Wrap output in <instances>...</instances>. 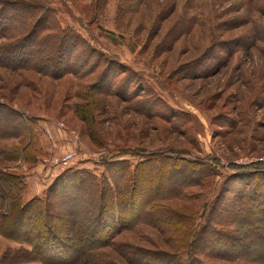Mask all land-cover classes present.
Listing matches in <instances>:
<instances>
[{
	"label": "rangeland",
	"instance_id": "374dc122",
	"mask_svg": "<svg viewBox=\"0 0 264 264\" xmlns=\"http://www.w3.org/2000/svg\"><path fill=\"white\" fill-rule=\"evenodd\" d=\"M19 3L53 10L32 15ZM0 12L10 24L0 39V105L31 131L0 138V177L23 178L25 203L73 168L104 178L113 197L126 202L127 224L114 249L96 252L87 264H134L140 247L163 254L146 255L156 264H228L211 257L230 246L204 236L206 220L242 238L234 248L242 258L231 264L264 263V222L255 225L249 211L264 206V0H0ZM63 29L80 37L66 46L60 74L50 75L53 67L46 73L35 62L49 66L60 58ZM38 41L49 56H25V68L16 69L11 51L23 45L28 53ZM99 52L133 73L108 84ZM123 162L138 167L132 193L125 181L115 185L121 171L109 170ZM208 166L213 175L169 192ZM97 200L91 193L83 206L79 242ZM144 205L149 219L138 220ZM7 223L10 232L14 220ZM23 249L29 247L0 235V264H41L26 263Z\"/></svg>",
	"mask_w": 264,
	"mask_h": 264
},
{
	"label": "trees",
	"instance_id": "16d2710c",
	"mask_svg": "<svg viewBox=\"0 0 264 264\" xmlns=\"http://www.w3.org/2000/svg\"><path fill=\"white\" fill-rule=\"evenodd\" d=\"M19 4L24 7L22 10H30V13L32 15L38 14L39 12L37 11H42V13L44 14L48 10H53L44 5L35 6L29 3ZM6 8L8 7H5V9ZM2 17L6 19L5 13L2 15V13L0 12V39L6 38V31H8L7 29L10 25L8 23L5 26V20H3ZM15 17L17 16H13V19H17ZM43 19L45 18L42 17L41 20ZM41 20L39 21V23L41 22ZM14 26L15 25L13 24V28ZM62 31L63 34L58 51L59 55L56 54L57 56H60V58L50 63L49 66H47L48 62H46L45 64L41 63L43 62L42 58L35 62L36 65L45 72L47 68L51 69V67H53L50 75L60 74L61 71H59L57 67L61 65L64 59H67L65 56V53L67 52L66 48L70 44H75L71 43L70 39L73 38L74 41H77L80 37L78 33L74 32L75 30L69 31V29H63ZM34 45H37V47L32 46V48H30V52L28 51V53L27 49L24 48L23 45L19 47L20 49H16L19 51H11V55H8L7 58H12L13 61L17 62L15 66H18L19 68L16 69L25 68V66L22 65V63H25V61H27L28 59L25 56H49L45 52L46 49L42 47V43L40 44V42L38 41V44L34 43ZM99 54L101 59L105 58L106 61V67L103 73H105L104 78L107 80L108 84L111 80L115 82L116 79L120 77V75H123V73H127V71L128 73H133L128 66L123 64L121 61L116 60L115 58H113V56L107 54L106 52H99ZM41 64L42 66H40ZM114 67L117 68V72L115 74L112 73V69ZM106 86L109 87L108 89L111 92H117L119 90L118 87L116 88V90L112 89L113 86ZM3 109L7 112V116L15 121V124L12 123L9 119L7 121V118L3 116V114H1L4 113ZM26 123L27 122H25L21 115L18 114L15 110L7 107L4 108L0 105V138H15L25 135L26 133L29 136L31 131L26 129ZM18 158H20L19 155L17 156V159ZM117 164L118 163L115 164L116 166L114 165L109 167L111 174L112 171H121L122 173L119 179H116L113 176L115 185L118 186L120 181H125L124 183L127 184V186L130 188V193H132L136 185L138 184V178L136 176L138 167H132L126 162H123L120 167H118ZM156 165L160 167V164L157 163ZM71 169L67 170L59 178L62 180H57L56 182H54L51 188H49L43 195H38L25 203L22 201V197L24 195L23 191L26 190L27 187L23 178H21L20 175L10 176L9 174L2 175L0 177V188L2 189V193L0 195V235H5L9 239L18 241L20 244L29 247V250H20V255L21 253L26 255V263H90L92 261H95L94 257L96 255V252H100L109 247L111 249H114V245L112 244V242L115 240L117 235L120 234L122 228L125 226V223L127 224L126 218L124 216L122 217L123 212L126 213L127 210L124 206V203L126 202H118L116 197H113L104 178L97 177L87 171L81 172L80 170ZM161 171L162 168L160 167V173ZM212 173L213 170L210 168V166H208V168L203 172L202 176L198 174L196 178H193L191 180L189 179V181L185 184H183L185 181L171 184V186L169 187V192L173 191L174 195L176 193L179 194L182 188L186 187L188 183L191 184L195 181H201L203 178L213 175ZM87 188L89 189L90 193L85 192V189ZM91 193L97 194L98 200L95 204V207L92 206V208L94 207V209L92 211L91 217L87 220V222L84 223V227L87 230V237L83 238V240L79 242L80 240L77 241V239L75 238L76 234H79L81 232L80 224L82 221H79V217L81 216V212L83 206L86 204V201L88 202V200L90 199ZM53 198H59L58 200H60V202L62 203L59 205L62 208H59L58 204L53 201ZM256 206L254 205L253 207L249 208V211L250 213H254V216L256 215L253 223L255 225H259V223L262 224V222H264V219L259 217V214L264 217V209L259 210L258 208L261 206L258 205V208ZM146 207L147 205H144L143 207L141 206V215H136V218L139 216L138 220L141 218H143L144 220L149 219L148 216H146L147 210L143 211V209H145ZM106 208H108V211L110 208L112 210L111 216L113 219L110 220L109 224L105 222L107 220V213H105V211L107 210ZM261 208H264V206H262ZM4 209H8L9 213L3 214L2 211ZM55 209H57V211H55ZM9 220H14V223L13 227L9 229L11 231L6 232L4 230L7 229V222ZM64 224L70 226L69 229L71 230H65ZM218 224L219 222L213 224L212 222L210 223L209 220H206V222H204L202 226L203 232H206L204 236H209L212 238V240H214V238L220 241L224 239V244L229 245L230 247L232 246V248L227 246L228 248H223L222 250H220L219 247L218 251L215 250L216 248H214V250L217 252V256L211 257L220 259L224 263L228 264L238 262L237 260H240L242 257L237 256L239 251L236 252L234 248L237 247L240 242L242 243V238L238 236L236 237V235H234L233 237L231 234H229L228 236L227 232H223L221 228H218L220 226ZM78 236L79 235H77V238ZM197 236L198 235L195 236V239ZM195 239L193 241H195ZM216 244L220 246V242H217ZM84 247H87L88 253L84 250ZM140 248L141 250L137 252L143 255L138 256L135 262H133L134 264H146L145 262H147L148 264H156V262H154L153 260L148 261L150 259L146 255L155 256L158 260V256H163V254L161 253H159L158 255H154L153 253L142 252L143 249L142 247ZM258 256L264 261V254ZM258 256L256 257L258 258ZM161 259L162 258H160V260ZM165 261V259L161 260V262ZM194 262L196 264H217L216 262L200 258H192L187 262V264H194Z\"/></svg>",
	"mask_w": 264,
	"mask_h": 264
},
{
	"label": "built area",
	"instance_id": "2783aa9c",
	"mask_svg": "<svg viewBox=\"0 0 264 264\" xmlns=\"http://www.w3.org/2000/svg\"><path fill=\"white\" fill-rule=\"evenodd\" d=\"M71 165H72V164H70V165L68 166V168H67V169L71 168V167H72Z\"/></svg>",
	"mask_w": 264,
	"mask_h": 264
}]
</instances>
